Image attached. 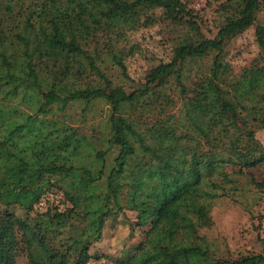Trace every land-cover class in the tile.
I'll list each match as a JSON object with an SVG mask.
<instances>
[{
  "label": "trees",
  "instance_id": "1",
  "mask_svg": "<svg viewBox=\"0 0 264 264\" xmlns=\"http://www.w3.org/2000/svg\"><path fill=\"white\" fill-rule=\"evenodd\" d=\"M263 9L264 0H220L222 19L207 37L182 0H33L26 7L0 0V264L107 260L91 249L121 214L132 216L143 238L112 264H264V252L219 259L200 234L212 226L227 168L264 194V173H251L264 166V146L240 129L217 85L225 43L254 26ZM159 22L179 32L168 61L131 92L113 85L100 68L106 58L124 70L127 36ZM254 37L264 63V26H255ZM205 59L216 111L193 122L183 110L171 144L147 146L121 110L138 120L152 108L170 113L188 91L187 65ZM92 73L97 85L83 82ZM79 102L84 113L96 102L107 107V151L96 152L93 167L84 160L90 138L58 117ZM49 193L60 199H44L46 210L38 211Z\"/></svg>",
  "mask_w": 264,
  "mask_h": 264
},
{
  "label": "rangeland",
  "instance_id": "2",
  "mask_svg": "<svg viewBox=\"0 0 264 264\" xmlns=\"http://www.w3.org/2000/svg\"><path fill=\"white\" fill-rule=\"evenodd\" d=\"M33 0H10L16 6H29ZM201 20L202 33L212 37L216 31L221 16L217 12L220 0H182ZM264 26V9L257 14L256 24L242 34L225 43L224 61L226 66L218 73L217 85L222 90L221 99L229 102L235 108L240 129L253 131L256 139L264 146V63L259 59V50L255 43V26ZM179 32L167 23L159 22L153 26L140 28L127 36V56L124 70L106 58L101 65V71L113 85L131 92L142 83L147 72L168 61L171 56L172 38ZM210 65L209 59L190 62L183 72V84L188 88L185 96L179 98L177 106L167 114H160L157 108H152L141 120L130 116L128 109H122L121 115L127 119L141 136L147 146L166 147L171 144L174 126L185 110L193 122H202L212 116L219 105V99L208 88ZM90 82L97 85L99 80L92 73ZM170 87L180 93L174 81ZM178 96V95H177ZM14 106L24 110V106L15 101ZM84 103L69 106L58 117L64 120L71 129L83 132L90 138L85 162L89 166L96 165L97 151H107V126L105 114L107 107L103 102H96L89 111L82 112ZM85 153V152H84ZM112 152L107 154L112 157ZM225 172L230 176V182L222 185L224 196L216 198L211 210L212 226L200 232L211 251L219 259L235 260L242 256L257 255L264 252V194L258 192L247 176H235L231 169ZM251 173L259 179L264 173V166ZM60 199L58 194L54 195ZM17 216L22 213L14 210ZM130 214L119 215L109 220L104 229L103 239L92 247V253L107 260L115 261L122 254L131 250L143 238V232L131 227L128 219ZM15 264H28L23 257Z\"/></svg>",
  "mask_w": 264,
  "mask_h": 264
},
{
  "label": "built area",
  "instance_id": "3",
  "mask_svg": "<svg viewBox=\"0 0 264 264\" xmlns=\"http://www.w3.org/2000/svg\"><path fill=\"white\" fill-rule=\"evenodd\" d=\"M56 199V197L53 195V194H47L39 203L38 205L36 206V209L38 211H45L46 210V207H45V201L44 199ZM263 235H264V226H263ZM87 264H112V263H109L107 261H102V260H90Z\"/></svg>",
  "mask_w": 264,
  "mask_h": 264
}]
</instances>
